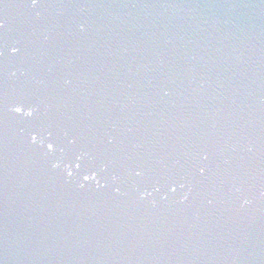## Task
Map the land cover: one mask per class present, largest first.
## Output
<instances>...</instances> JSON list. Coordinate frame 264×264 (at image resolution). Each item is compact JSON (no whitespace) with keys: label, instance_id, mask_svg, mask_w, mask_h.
<instances>
[{"label":"water","instance_id":"1","mask_svg":"<svg viewBox=\"0 0 264 264\" xmlns=\"http://www.w3.org/2000/svg\"><path fill=\"white\" fill-rule=\"evenodd\" d=\"M0 264H264V0H0Z\"/></svg>","mask_w":264,"mask_h":264}]
</instances>
